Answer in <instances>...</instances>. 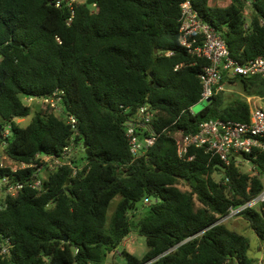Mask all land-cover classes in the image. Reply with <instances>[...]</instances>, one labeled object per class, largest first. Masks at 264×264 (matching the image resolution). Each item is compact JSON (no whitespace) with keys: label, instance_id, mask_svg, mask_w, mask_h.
Listing matches in <instances>:
<instances>
[{"label":"trees","instance_id":"1","mask_svg":"<svg viewBox=\"0 0 264 264\" xmlns=\"http://www.w3.org/2000/svg\"><path fill=\"white\" fill-rule=\"evenodd\" d=\"M184 1L0 0V156L39 164L35 155L60 156L71 143L83 151L86 143L89 152L82 163L70 160L82 168L74 177L69 166H46L39 192L26 183L6 194L34 169L0 168V181H7L0 187V264H103L131 232L144 237L146 252L139 259L122 250L124 264L155 258L151 264L259 263L248 255V240L219 221L263 183L202 151L190 150L191 161L179 159L175 137L213 118L249 122L244 97H263L264 84L258 77H236L229 83L244 97L220 93L198 114L191 112L206 61L179 43ZM216 1L223 0L191 5L231 57L243 64L264 55V0L209 4ZM28 97L58 99L62 112L55 115L43 103L21 126L17 121L32 111L21 101ZM144 104L155 112L157 139L133 160L123 124ZM252 162L264 174V153ZM239 218L264 242V210L247 209Z\"/></svg>","mask_w":264,"mask_h":264},{"label":"built area","instance_id":"2","mask_svg":"<svg viewBox=\"0 0 264 264\" xmlns=\"http://www.w3.org/2000/svg\"><path fill=\"white\" fill-rule=\"evenodd\" d=\"M75 1V0H72ZM251 0H246V5H250ZM181 26L179 43L186 48L190 54L206 61L200 74L202 92L199 101H207L219 95L228 92L230 80L236 77L253 78L258 77L264 84V55L248 60L243 64L234 60L219 33L207 22L199 18L197 12L191 5V0H185L181 4ZM244 28L250 22L249 16H245ZM167 53L166 56H169ZM27 102H37L38 104L48 103L53 110L61 114V108L57 100H44L35 97L24 98ZM244 100L249 107V122H239L234 120H223L213 118L202 122L198 130L194 133L180 135L175 137L176 154L179 159L191 161L194 154L190 155V150L202 151L211 158H216L223 165L229 166L232 163L237 167L249 166L248 173L257 177L262 183V190L255 196L245 200L237 207L230 206L227 214L221 218L220 222L237 219L239 215L247 210H264V174L257 172L255 161L258 153H264V96L263 97H245ZM257 101L262 102L258 104ZM192 112V110H191ZM193 113V112H192ZM155 112L149 104H144L138 108L135 115L130 117L123 125L125 128V137L128 142L129 151L138 159L154 145L157 139V133L153 120ZM67 123L73 129H76L77 120L73 116L66 117ZM6 133H4V136ZM74 145L71 143L64 148L60 156L35 155L38 163H19L9 162L7 156H0V168H9L12 173L34 169L28 180L24 183H16L5 189L6 194H15L17 191L27 187L39 192L42 189V178L40 174L46 168L55 170L61 166H69L72 169L70 174L74 177L78 170L70 161L73 158ZM247 172V171H246ZM7 184L6 179L0 181V187ZM149 204V199H145ZM8 248L2 246L1 254L5 255ZM117 253V251H115ZM118 254V253H117ZM120 255V254H118ZM156 259V258H155ZM152 259L144 264H151Z\"/></svg>","mask_w":264,"mask_h":264},{"label":"rangeland","instance_id":"3","mask_svg":"<svg viewBox=\"0 0 264 264\" xmlns=\"http://www.w3.org/2000/svg\"><path fill=\"white\" fill-rule=\"evenodd\" d=\"M78 2H87V0H76ZM210 5H217L218 7H225L229 4V0H223V1H216V2H210ZM247 16H249V14H247ZM229 91L225 92V96H229L232 93H237L240 96H243L240 92L239 89L237 87H232L231 85L229 86ZM244 97V96H243ZM258 97V96H255ZM22 103L26 106H31L32 111L31 114L22 119V120H18L17 122L21 124V126H26L30 120L32 119V117L34 116V110L38 109L40 106H42L41 104L38 105L37 102L33 101V102H27L25 99H21ZM258 104H262V102L257 101ZM207 105V103L205 101H199L196 105H194L192 107V112L193 114H198L205 106ZM54 112V111H53ZM55 113V112H54ZM58 113H55V115H57ZM4 131L5 133H9V127L8 126H4ZM73 157L76 158L77 163H82V161L84 160V151L81 150L80 148L75 149L73 148ZM242 171H247L250 169L249 166L245 165L242 168ZM40 177L46 178V173L42 172L40 174ZM215 179H218L219 176L218 175H214ZM119 198H116L110 205V208L108 210L107 213V217L108 219L111 216V213L113 212L116 203L118 201ZM138 209H142V203H138L136 204ZM223 223L227 224V226L231 229L234 230L235 232H237L238 234L243 235L249 243V252L248 255L249 256H255L257 253H260L261 256L259 259H257L259 261V263L257 264H263L264 263V242L260 241L257 236L254 234V232L249 228L248 224L243 221L242 218H237V219H233V220H228V221H224ZM122 250H126L128 253L132 254L133 256L141 259L145 252H146V245H145V239L144 237L138 235L136 232H131L122 242V244L115 250L117 251L118 254L121 253ZM112 252L110 254L107 255L105 261L103 264H124V259L118 255L116 252ZM255 251V252H254ZM254 252V254H253Z\"/></svg>","mask_w":264,"mask_h":264},{"label":"water","instance_id":"4","mask_svg":"<svg viewBox=\"0 0 264 264\" xmlns=\"http://www.w3.org/2000/svg\"><path fill=\"white\" fill-rule=\"evenodd\" d=\"M93 2H94V0H87L86 4H87V5H92ZM155 52H156V50H155ZM150 77H151L150 85H152V74H150ZM154 87H157V88H158L159 86H154ZM209 102H210V100H207V101H206L207 104H208ZM83 149H84V153H85V155H86V156H89V152H88V149H87V147H86V143H83ZM67 184H68V181L66 182V185H67ZM65 190L67 191V188H66ZM60 240H62V241H67V238L61 237ZM260 256H261V254H260V253H257V254L254 256V258H255V259H259Z\"/></svg>","mask_w":264,"mask_h":264},{"label":"crops","instance_id":"5","mask_svg":"<svg viewBox=\"0 0 264 264\" xmlns=\"http://www.w3.org/2000/svg\"><path fill=\"white\" fill-rule=\"evenodd\" d=\"M251 97V96H250ZM245 98V97H244Z\"/></svg>","mask_w":264,"mask_h":264}]
</instances>
